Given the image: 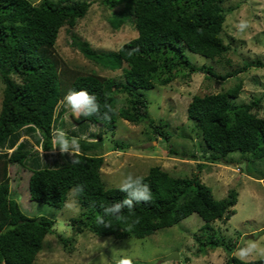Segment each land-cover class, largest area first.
Returning a JSON list of instances; mask_svg holds the SVG:
<instances>
[{"label":"trees","instance_id":"16d2710c","mask_svg":"<svg viewBox=\"0 0 264 264\" xmlns=\"http://www.w3.org/2000/svg\"><path fill=\"white\" fill-rule=\"evenodd\" d=\"M224 2L103 0L110 8L122 3L110 23L114 28L132 23L136 37L116 50L104 51L94 49L88 41L71 33V44L94 63L109 70L120 69L122 79H115L72 67L55 48L60 28L65 25L73 28L88 12L90 1L0 0V82L3 87L0 108V264H36V255L53 227V220L43 215H26L18 202L9 197L8 169L13 164L28 170L27 190L32 201L62 207L70 190L78 185L83 187L82 192L75 193L81 212L70 219L75 234L89 231L113 239L143 238L196 213L204 221L201 230L210 231L207 237L203 236L204 240L195 237L201 246L199 251H203L202 246L221 245L229 253L225 264H264V258L243 260L231 255L232 242H219L215 238L211 223L228 220L234 214L238 192L231 189L226 197L216 199L198 173L180 177L160 165L151 166L146 174L138 176L151 189L149 203L135 204L131 210L125 207L118 217L103 212L104 208L122 201L126 193L121 192L120 187L104 186L101 179L104 155L96 149L101 148L105 131L92 132L91 126L100 125L99 130L113 134L118 118L133 124L146 122L152 133L168 140V123L150 117L144 90L156 85L165 86L178 77L189 78L199 72L226 80L240 71L220 74L213 65H198L186 55L189 51L218 60L229 50L222 32L226 15L233 8L224 7ZM249 66L264 67V61L246 62L243 68ZM70 90L86 91L87 107L99 104L100 118L96 113L85 117L70 112L69 117L76 126L65 128L63 114L66 108L58 111L57 107ZM241 90L242 82L239 81L225 91L194 94L188 103L187 118L200 135L199 146L204 151L205 159L197 163L198 168L214 162H229L231 159L227 156L232 152H240V158L245 154H251L254 159L264 158V116L254 111L259 108V100L234 101ZM119 102L123 104L118 106ZM105 104L111 108L110 119L102 118L108 111ZM59 131H65L71 142L75 138L78 147L71 143V153L52 152L54 148L60 150L53 142L54 133ZM83 134L90 135V139L82 137ZM114 142L113 149L126 146L121 141ZM38 146L42 151L37 149ZM169 151L175 153L172 148ZM46 152L51 161L45 159ZM60 155L65 159L60 160ZM74 160L79 163H73ZM73 240L59 237L67 249L71 248Z\"/></svg>","mask_w":264,"mask_h":264},{"label":"rangeland","instance_id":"374dc122","mask_svg":"<svg viewBox=\"0 0 264 264\" xmlns=\"http://www.w3.org/2000/svg\"><path fill=\"white\" fill-rule=\"evenodd\" d=\"M38 3L41 0H30ZM56 1V0H54ZM90 7L86 15L78 19L73 28L67 25L60 28L56 39V51L72 67L82 71H94L100 75L122 79L120 69L109 70L85 58L77 47L71 44V33L86 40L96 50H116L124 42L136 37L137 31L130 22L114 28L110 19L122 8V3L112 8L103 0H88ZM224 7H232L227 13L222 37L229 50L220 59L211 60L186 51L188 58L198 65L211 64L217 73L239 70L226 80L194 73L189 78L178 77L168 85H156L145 89L148 112L155 121L168 123L169 139L152 133L146 122L133 124L122 118L116 121L115 132L99 130L100 125L91 126V131H105L102 134L101 148L104 163L101 167V179L106 188L120 187L121 181L129 174L135 179L147 173L154 165H160L174 176L191 177L198 173L202 182L208 185L216 199L227 196L229 190L238 192L234 214L228 220H215L211 223L215 238L219 242L231 241V255L240 258V250L255 243L257 249L250 251L243 260L264 258L259 249H264V158L254 159L251 154L240 158V152L227 156L229 162L206 164L198 168L197 163L204 158L199 146L202 140L195 132L193 123L187 118L186 108L194 94L204 95L225 91L242 82V90L234 99L248 103L259 100V108L254 111L264 116V67L249 66L246 62L256 59L264 61V0H225ZM244 21L247 26L240 29ZM0 82V108L2 98ZM118 97L124 98L122 95ZM59 104V111L65 106V128L76 126L70 119L73 112L68 102ZM123 102H119L121 106ZM125 104V102H124ZM68 117V118H67ZM66 133L65 131H63ZM82 137L90 139V135ZM115 140L123 142L125 147L114 148ZM69 145H71V141ZM202 142V141H201ZM70 147V146H69ZM172 148L175 153L169 151ZM37 149L41 150L38 146ZM75 149H78L77 147ZM68 153L72 150L69 148ZM52 152H61L58 148ZM209 153L207 152L206 155ZM51 161L49 152L44 153ZM191 155H195V159ZM64 160V156H59ZM9 197L18 202L21 210L28 216H46L53 220L52 231L48 233L36 255V264H116V261L128 257L132 264H225L228 251L221 245L214 248L203 247L197 241L208 236L209 230H201L204 221L196 213L181 219L178 223L156 230L143 238L125 237L113 239L111 236H97L89 231L74 233L70 219L81 212L80 204L73 190L68 193L62 207L32 201L27 190L28 170L13 164L9 165ZM263 179H259V178ZM71 204V207L66 205ZM59 237L74 239L70 249L63 246ZM196 237V238H195ZM177 252V260H165L169 254ZM4 264V263H3Z\"/></svg>","mask_w":264,"mask_h":264},{"label":"clouds","instance_id":"9594fccd","mask_svg":"<svg viewBox=\"0 0 264 264\" xmlns=\"http://www.w3.org/2000/svg\"><path fill=\"white\" fill-rule=\"evenodd\" d=\"M247 26L246 22L242 21L239 25L240 29L242 30ZM93 97H95L93 95ZM65 100L68 102V105L71 107L72 111L76 115H83L85 117L92 116L93 113L97 114V117L100 118L99 113V104L93 107H87V102H89V97L87 95V92L84 90L80 91H74L70 90L69 93L65 96ZM105 107L108 109L103 114L104 119H110L109 112L111 111V108L105 104ZM54 144H58L61 152H69V141L66 138V134L63 131H59L54 133L53 138ZM72 144L74 146H77V142L75 138L72 140ZM73 163H79L78 160H74ZM119 190L121 192L126 193L125 198L122 201H119L110 207H106L103 209V212L105 215H115L119 216L122 209L127 207L129 210L133 209L135 207V204H139L141 202L147 204L152 199L151 189L147 184H144L142 182V178L137 177L135 180H133V176L129 174L126 178H124L121 181ZM83 187L77 186L76 189H73V193L76 192H82ZM67 207H71L72 205H66ZM100 222L103 223V218H100ZM257 245L255 243L249 244L248 248L241 249L240 250V258L243 259L246 257L250 251L256 250ZM259 254L261 256H264V249H259ZM116 264H132L131 258L123 257L116 261Z\"/></svg>","mask_w":264,"mask_h":264},{"label":"water","instance_id":"95a60500","mask_svg":"<svg viewBox=\"0 0 264 264\" xmlns=\"http://www.w3.org/2000/svg\"><path fill=\"white\" fill-rule=\"evenodd\" d=\"M179 258L178 253L174 252L165 257V260H177Z\"/></svg>","mask_w":264,"mask_h":264},{"label":"crops","instance_id":"0c3cea01","mask_svg":"<svg viewBox=\"0 0 264 264\" xmlns=\"http://www.w3.org/2000/svg\"><path fill=\"white\" fill-rule=\"evenodd\" d=\"M55 149V148H54Z\"/></svg>","mask_w":264,"mask_h":264}]
</instances>
